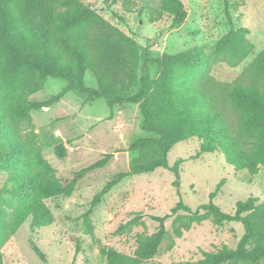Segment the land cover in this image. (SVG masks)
<instances>
[{
	"label": "trees",
	"instance_id": "16d2710c",
	"mask_svg": "<svg viewBox=\"0 0 264 264\" xmlns=\"http://www.w3.org/2000/svg\"><path fill=\"white\" fill-rule=\"evenodd\" d=\"M104 1L109 7L108 0ZM224 5L230 29L213 52L206 55L201 49H193L174 56L163 55L157 61L159 76L152 81L147 53L141 54L134 39L82 1L0 0V78L11 91L0 111V165L12 171L9 193L18 203L16 206L0 197L7 207L14 208L11 216L0 209V250L30 217L35 227L50 222L45 208L24 197L27 189L22 188L21 181L28 177L25 171H17L15 167L19 169L25 164L26 152L17 140L6 139L4 121L16 124L29 121L32 111L52 108L71 91L83 95L86 102L104 100L109 110L126 104L138 105L142 130L158 137L140 138L131 144L130 150L136 151L155 142L158 158L112 177L94 197L92 206L99 204L122 181L158 169L174 173L179 187V167L184 161L180 159L171 167L168 154L173 146L191 139L201 141L197 157L221 153L228 165L252 175L264 168V50L233 83H218L211 78L218 64L236 68L255 50L248 37L249 30L234 26L229 0H224ZM164 14L172 17V28L181 25L187 17L180 0H162L159 9L150 10V20L157 22ZM86 73L93 75L96 88L85 85ZM48 78L66 81L68 85L46 101L28 100L42 89ZM136 85L139 89L132 93ZM228 108L235 114L237 136L226 120ZM55 153L58 158H64L65 145H57ZM111 159L112 155L102 156L77 172L66 185L49 179L43 186L44 194L47 198L70 197L85 176L103 169ZM13 163L18 164L13 166ZM223 185L224 180L210 194L209 202L195 210L180 198L170 215L152 217L158 223L157 231L137 235L133 255L104 250L107 264H144L157 256L165 241L170 242L171 249L175 239L182 238L194 225L210 220L217 227L233 222L242 225L244 234L237 248L223 245L213 252H204L199 261L179 264H260L264 259V201L249 198L238 202L233 214L225 213L214 203ZM169 218H174L172 234L165 225ZM135 227H145L141 215L122 225L117 234ZM33 250L46 263L40 249L33 246Z\"/></svg>",
	"mask_w": 264,
	"mask_h": 264
},
{
	"label": "rangeland",
	"instance_id": "374dc122",
	"mask_svg": "<svg viewBox=\"0 0 264 264\" xmlns=\"http://www.w3.org/2000/svg\"><path fill=\"white\" fill-rule=\"evenodd\" d=\"M80 1L134 39L141 54L147 53L152 81L159 76L157 61L163 55L174 56L193 49H201L209 55L230 29L224 0H180L187 17L174 28L168 14L157 22L150 20V10L159 9L162 0H108L109 7L104 0ZM229 13L236 28L249 30L248 37L255 50L236 68L223 63L213 68L211 78L224 84L236 81L264 50V0H229ZM84 82L87 87L96 88L91 73H86ZM67 85L66 81L48 78L42 89L28 100L46 101ZM138 89L136 85L132 93ZM10 92L0 78V111ZM226 120L237 136L235 114L229 108ZM141 123L138 105L126 104L109 110L104 100L86 102L83 95L73 91L50 109L32 111L29 121L17 124L4 121L6 139L17 140L26 152L25 164L19 169L15 167L17 171H25L28 177L25 182L21 181L22 188L27 189L24 197L45 208L50 222L47 226L35 227L32 217L26 220L1 248L0 264H107L104 250L133 255L137 235H151L157 231L158 223L152 217L170 215L180 198L193 210L207 204L210 194L222 180L224 185L214 203L223 212L233 214L236 204L249 198L264 201V168L252 175L228 165L221 153L197 157L201 141L191 139L173 146L168 154L171 167L180 159L184 161L179 167V187L174 173L158 169L122 181L99 204L92 206L94 197L112 177L158 158L155 142L144 149L130 150L131 144L140 138H158L144 132ZM60 143L65 145L64 158H58L55 153ZM104 155H112L110 162L85 176L70 197H46L43 186L49 179L66 185L77 172ZM15 164L18 163L12 165ZM11 174L12 171L0 165V197L17 206L9 193L12 191ZM0 209L10 216L14 211L1 199ZM136 215L142 216L145 227L117 234L118 229ZM173 219L165 223L170 234ZM243 234V227L238 223L217 227L210 220L194 225L182 238L175 239L171 249L170 242L165 241L157 256L144 264L196 262L203 258L204 252H213L223 245L236 249ZM33 246L46 256V263L36 255ZM260 264H264V259Z\"/></svg>",
	"mask_w": 264,
	"mask_h": 264
}]
</instances>
